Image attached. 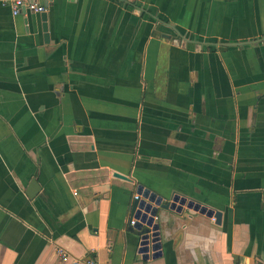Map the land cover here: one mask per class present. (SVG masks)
<instances>
[{
    "label": "crops",
    "instance_id": "1",
    "mask_svg": "<svg viewBox=\"0 0 264 264\" xmlns=\"http://www.w3.org/2000/svg\"><path fill=\"white\" fill-rule=\"evenodd\" d=\"M32 1L0 6V264L264 262V0ZM137 186L184 200L157 251Z\"/></svg>",
    "mask_w": 264,
    "mask_h": 264
},
{
    "label": "water",
    "instance_id": "2",
    "mask_svg": "<svg viewBox=\"0 0 264 264\" xmlns=\"http://www.w3.org/2000/svg\"><path fill=\"white\" fill-rule=\"evenodd\" d=\"M114 177L124 179L117 174H114ZM37 189L36 184L31 182L29 185V191L26 192V196L31 198L34 196ZM135 196L136 198L133 199L130 205V216L135 223L140 225V228L136 230V235L139 237V241L148 244L152 251H157L160 247L158 226L155 220L157 209L171 210L178 213L184 205V200L178 199L176 196H172L168 202H162L160 197H157L153 193L146 190H142L141 186H137ZM185 208L191 209L193 212L205 215L206 217H212L215 224L219 223V212L212 213L210 210H206L204 207H200L199 205L192 203H187Z\"/></svg>",
    "mask_w": 264,
    "mask_h": 264
},
{
    "label": "built area",
    "instance_id": "3",
    "mask_svg": "<svg viewBox=\"0 0 264 264\" xmlns=\"http://www.w3.org/2000/svg\"><path fill=\"white\" fill-rule=\"evenodd\" d=\"M0 6L7 7L12 17L18 16L20 14L30 13V14H41L45 12V8L32 0H0ZM23 12V13H22ZM136 196H133L135 199ZM130 225L133 221L129 222ZM57 255L59 259H66L67 255L64 251L58 250ZM69 264H97L93 257H86L83 259H71ZM254 264H264V262L256 261Z\"/></svg>",
    "mask_w": 264,
    "mask_h": 264
}]
</instances>
